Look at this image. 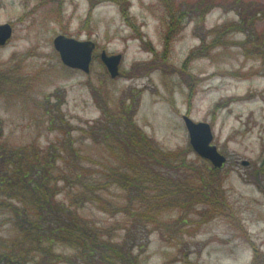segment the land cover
Here are the masks:
<instances>
[{
	"label": "rangeland",
	"instance_id": "1",
	"mask_svg": "<svg viewBox=\"0 0 264 264\" xmlns=\"http://www.w3.org/2000/svg\"><path fill=\"white\" fill-rule=\"evenodd\" d=\"M6 22L13 34L0 45V121L9 145L63 144V128L75 139L64 168L72 172L80 159L98 179L103 167L86 156L115 166L128 158L126 145L81 130L104 120V110L118 119L131 103L142 130L196 166L175 172L183 194L173 186L176 205L162 207L159 224L141 217L146 202L121 211L127 192L112 183L80 209L89 226L115 242L142 243L133 251L139 264H264V0H0ZM59 34L96 43L89 73L63 64ZM103 50L122 54L115 78ZM184 115L210 123L227 158L211 198L185 194L212 164L190 147ZM59 186V200L84 203L80 185ZM56 247L85 264L74 247Z\"/></svg>",
	"mask_w": 264,
	"mask_h": 264
},
{
	"label": "trees",
	"instance_id": "2",
	"mask_svg": "<svg viewBox=\"0 0 264 264\" xmlns=\"http://www.w3.org/2000/svg\"><path fill=\"white\" fill-rule=\"evenodd\" d=\"M108 111L110 109L104 110V120L88 122L81 131L87 132L90 138L104 135V140L111 137L124 143L128 158L112 166L104 158L96 160L87 155L91 164V160L95 161L92 166L103 167L98 179L94 178L95 171L91 166L87 167L80 159L69 164L75 166L72 172L64 168L63 153H69V148L74 147L72 132L68 134L62 128L66 138L63 144H50L47 148L36 144L9 145L3 140L0 121V264H55L62 260L77 264L75 256L64 257L57 253L56 246L60 243L79 250L76 256L85 264H139L133 251L134 247L141 248L142 243L133 244L128 239L115 242L114 238L104 237L100 230L88 225L91 223L83 218L80 209L88 201L98 202L99 195L96 194L115 183L126 190L128 196L127 203L120 205L121 211H129L134 204L146 202L139 212L141 217L153 225L159 224L157 215L163 211L162 207L176 203L174 196L178 191L173 194V186L183 192L185 182L176 178L175 172L196 166L185 160L188 154L178 148H164L142 130L134 120L135 110L132 112L131 103L124 104L118 119L114 112ZM218 170L209 167L208 175L202 176L197 182L200 186L196 188L188 180L185 194L189 192L190 198L202 199L216 195L214 189L218 182L212 176ZM88 176L92 179L86 180ZM61 181L65 185L81 186L84 190L82 205L59 200ZM151 188L156 193L147 197L146 189L150 191ZM201 188L205 191L204 196L199 194ZM4 226H8L7 231L2 230ZM255 253L258 255L257 249Z\"/></svg>",
	"mask_w": 264,
	"mask_h": 264
},
{
	"label": "water",
	"instance_id": "3",
	"mask_svg": "<svg viewBox=\"0 0 264 264\" xmlns=\"http://www.w3.org/2000/svg\"><path fill=\"white\" fill-rule=\"evenodd\" d=\"M13 27L10 23H0V45H5L12 37ZM54 47L60 58L67 67L79 69L86 73L90 72L96 43L92 40H80L64 34L57 35L54 40ZM102 62L107 67L111 77L119 75V67L122 61V54H108L103 50L100 54ZM184 122L189 134V143L201 157L209 160L216 168H220L227 158L213 143V129L210 123L195 121L190 116L184 115Z\"/></svg>",
	"mask_w": 264,
	"mask_h": 264
}]
</instances>
